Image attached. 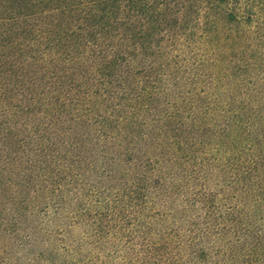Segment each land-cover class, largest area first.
I'll use <instances>...</instances> for the list:
<instances>
[{
  "label": "trees",
  "instance_id": "trees-1",
  "mask_svg": "<svg viewBox=\"0 0 264 264\" xmlns=\"http://www.w3.org/2000/svg\"><path fill=\"white\" fill-rule=\"evenodd\" d=\"M0 264H264V0H0Z\"/></svg>",
  "mask_w": 264,
  "mask_h": 264
},
{
  "label": "rangeland",
  "instance_id": "rangeland-1",
  "mask_svg": "<svg viewBox=\"0 0 264 264\" xmlns=\"http://www.w3.org/2000/svg\"><path fill=\"white\" fill-rule=\"evenodd\" d=\"M0 247L6 248L10 254L7 255L8 262L12 263L14 262L17 257H21L20 250L18 248V244L5 236V240H2V237L0 236Z\"/></svg>",
  "mask_w": 264,
  "mask_h": 264
}]
</instances>
